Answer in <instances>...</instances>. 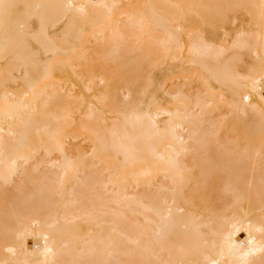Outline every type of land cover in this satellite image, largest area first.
<instances>
[{
	"label": "bare ground",
	"instance_id": "6f19581e",
	"mask_svg": "<svg viewBox=\"0 0 264 264\" xmlns=\"http://www.w3.org/2000/svg\"><path fill=\"white\" fill-rule=\"evenodd\" d=\"M0 264H264V0H0Z\"/></svg>",
	"mask_w": 264,
	"mask_h": 264
}]
</instances>
